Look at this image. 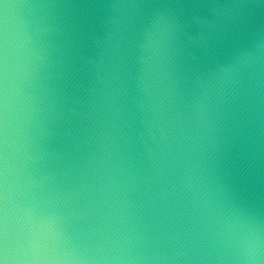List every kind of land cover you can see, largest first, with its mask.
Listing matches in <instances>:
<instances>
[{"label":"clouds","instance_id":"clouds-1","mask_svg":"<svg viewBox=\"0 0 264 264\" xmlns=\"http://www.w3.org/2000/svg\"><path fill=\"white\" fill-rule=\"evenodd\" d=\"M0 264H264V0H0Z\"/></svg>","mask_w":264,"mask_h":264}]
</instances>
